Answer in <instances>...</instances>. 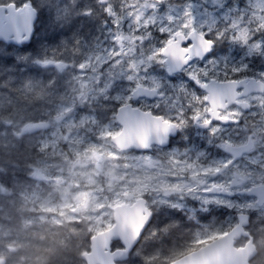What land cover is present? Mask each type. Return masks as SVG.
<instances>
[{"label":"snow or ice","instance_id":"1","mask_svg":"<svg viewBox=\"0 0 264 264\" xmlns=\"http://www.w3.org/2000/svg\"><path fill=\"white\" fill-rule=\"evenodd\" d=\"M0 264H264V0H0Z\"/></svg>","mask_w":264,"mask_h":264}]
</instances>
